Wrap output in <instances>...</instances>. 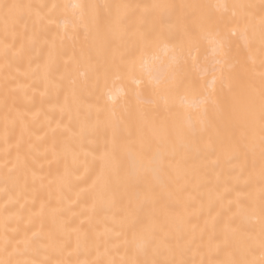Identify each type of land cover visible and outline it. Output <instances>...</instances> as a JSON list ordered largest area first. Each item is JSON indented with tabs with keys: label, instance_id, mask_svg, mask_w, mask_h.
<instances>
[{
	"label": "bare ground",
	"instance_id": "1",
	"mask_svg": "<svg viewBox=\"0 0 264 264\" xmlns=\"http://www.w3.org/2000/svg\"><path fill=\"white\" fill-rule=\"evenodd\" d=\"M260 3L0 0L21 6L7 32L0 10V260L132 264L158 249L185 264H258L260 149L229 101L264 73L259 7L247 41L233 7ZM201 17L228 34L225 54L201 38L185 63L180 34ZM161 29L174 38L147 49L151 83L139 62L136 79L118 70ZM134 158L146 171L125 188Z\"/></svg>",
	"mask_w": 264,
	"mask_h": 264
},
{
	"label": "snow or ice",
	"instance_id": "2",
	"mask_svg": "<svg viewBox=\"0 0 264 264\" xmlns=\"http://www.w3.org/2000/svg\"><path fill=\"white\" fill-rule=\"evenodd\" d=\"M18 4H3L0 5V10L3 11L5 18V31L7 32V22L8 19L14 17L18 14V9H20ZM121 7V6H117ZM126 7V6H123ZM153 7H160L159 5H154ZM185 7V6H181ZM196 7V6H191ZM217 8H222L225 11L228 8V5H216ZM242 9V14L240 16V21L244 23L243 30L239 33L242 39L247 41V33L250 29L251 21L255 16V13L252 12V9L259 7L260 10V26H261V42L264 44V0H261L259 6L254 4H240L234 5ZM235 16V12H233ZM228 34H222L218 28L217 24H214L210 18L201 17L199 19V31L189 30L185 28L180 34V42L178 45L179 56L185 58V63L187 59L191 58L195 63V56H193L194 50L198 49V44L201 38H208L209 42L214 46L213 51H219L221 55H224V47L226 43V36ZM231 36H236L237 31L233 30L230 33ZM171 33H166L163 29L160 31L151 34L149 37H145L144 46L139 57L137 58L132 55V58L125 61L121 67L118 69L126 73L132 79H136L137 73V63L139 62L141 69H147L148 74V83L152 82V67L147 63V49L150 47H158L160 44L165 41L173 39ZM178 68L173 67V73L177 72ZM224 78L222 77V80ZM231 90V88H230ZM229 103L231 104L233 110H241L245 118V127L246 134L243 137L247 142V146L252 150L255 149L256 144H259V155L261 159V177L264 179V73H261L260 82L257 85L255 81H251L244 90L233 92ZM126 151L131 155V146H129ZM105 156H109V153H105ZM111 162L115 166V157L111 156ZM164 164L163 160L160 161V168L163 169ZM146 167L142 162H138L137 159H133L130 165L126 168L123 176V183L125 188L128 186H134L138 183ZM103 176V170L102 174ZM150 191V189H149ZM261 199L264 200V189L261 190ZM133 205L132 202H129V207L124 210L125 221H129L132 216ZM262 215H264V205L261 208ZM135 221H131L127 224L128 227L133 229V240L136 239V231L134 230ZM259 247L261 249V256L258 264H264V226L261 228V240ZM161 253L158 249L153 251V259L144 260V261H133L132 264H185L184 261H176L174 259L165 258H155L160 256ZM0 264H11L10 261L0 260ZM19 264V262H17ZM233 264H257L255 260L241 259L239 261H234Z\"/></svg>",
	"mask_w": 264,
	"mask_h": 264
}]
</instances>
